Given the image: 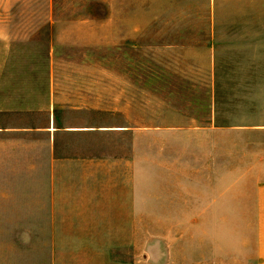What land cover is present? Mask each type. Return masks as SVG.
Wrapping results in <instances>:
<instances>
[{
    "label": "crops",
    "instance_id": "1",
    "mask_svg": "<svg viewBox=\"0 0 264 264\" xmlns=\"http://www.w3.org/2000/svg\"><path fill=\"white\" fill-rule=\"evenodd\" d=\"M31 59L0 56V264H112L119 240L143 238L144 216L193 225L184 264H264V149L245 183L223 182L215 143L213 167H184L168 181L159 135L173 130L128 117L136 97L9 65ZM224 126L214 118L190 131ZM238 224H251L241 244Z\"/></svg>",
    "mask_w": 264,
    "mask_h": 264
},
{
    "label": "rangeland",
    "instance_id": "2",
    "mask_svg": "<svg viewBox=\"0 0 264 264\" xmlns=\"http://www.w3.org/2000/svg\"><path fill=\"white\" fill-rule=\"evenodd\" d=\"M8 55L33 58L11 66L56 69L64 80L109 88L112 97H136L128 117L173 130L159 135V151L170 156L159 171L168 181L184 167H213L212 143L222 152L224 183L257 177L264 149V0H0V56ZM214 118L229 126L216 135L190 131ZM149 218L136 245L119 240L112 264H184L193 225ZM250 226L238 224L240 244ZM249 252L240 245L242 259Z\"/></svg>",
    "mask_w": 264,
    "mask_h": 264
}]
</instances>
